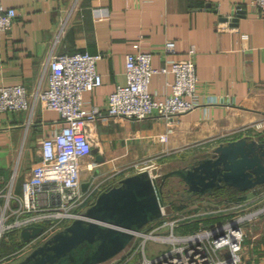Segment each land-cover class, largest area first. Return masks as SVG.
<instances>
[{"label": "crops", "instance_id": "crops-1", "mask_svg": "<svg viewBox=\"0 0 264 264\" xmlns=\"http://www.w3.org/2000/svg\"><path fill=\"white\" fill-rule=\"evenodd\" d=\"M3 2L15 7L18 16L12 27L0 34V85L23 83L31 94L47 84L52 52L102 54L97 65L103 83L83 93L86 112L95 107L104 112L103 118L91 123L93 150L83 170L88 186L99 185L104 190L144 170L141 167L146 164H154L160 171L178 163L173 169L211 155L221 142L242 136L264 138V133L254 131V124L264 117V12L253 0ZM76 2L79 9L70 12ZM65 22V33L56 42ZM168 39L176 42L174 52L166 50ZM192 46L197 50L199 77L200 104L195 109L174 120L158 114L133 119L107 113L109 94L127 82L128 52L151 51L153 66L169 69L170 61L187 57ZM174 79L172 71L156 72L151 92L157 99H165L172 92ZM62 125L60 112L40 103L29 109L0 110V210L12 180L15 178L14 191L21 193L23 181L41 158L42 140ZM164 134H168L167 140L162 139ZM190 158L189 163H181ZM91 162L95 166L90 170L87 163ZM233 202V198L223 206L213 202L219 212L185 220L214 224L234 214L239 206ZM179 209L190 206L187 202ZM254 224L247 229L245 264H264V223L259 229ZM22 240L26 241L22 232L7 235L1 256L7 261L15 258Z\"/></svg>", "mask_w": 264, "mask_h": 264}, {"label": "built area", "instance_id": "built-area-1", "mask_svg": "<svg viewBox=\"0 0 264 264\" xmlns=\"http://www.w3.org/2000/svg\"><path fill=\"white\" fill-rule=\"evenodd\" d=\"M252 3L264 12V0H253ZM76 9H79V2L74 4L70 12ZM17 16L15 7H8L0 0V34L12 27ZM66 24H62L56 42L64 35ZM165 47L167 51L174 52L176 42L168 39ZM196 52L195 46H192L187 57L172 59L169 69L167 66L161 69L154 67L151 51L128 52L125 70L127 82L118 84L109 94L107 113L117 118L133 119L158 114L174 120L195 109L200 104ZM101 58L102 54H93L87 50L52 52L47 62L45 86L30 94L23 83L0 85V110L29 109L35 103H40L44 107L58 110L63 122L60 129L42 140L41 158L30 176L23 181L21 193L14 191L15 178L12 180L0 210V249L4 238L10 233H21L23 229L35 225L42 226L43 230L37 237L22 240L16 254L24 256L53 233L82 217L84 210L102 191L99 185H89L85 190L82 187L85 182V159L93 150L91 123L104 117V112L98 107L91 112L85 111L83 93L102 85L103 75L97 65ZM159 71H172L175 76L172 92L162 100L157 99L150 90L152 77ZM260 124L264 126V120ZM162 139L167 140L168 134H164ZM94 166L92 162L87 163L90 170ZM141 168L149 170L157 179L162 174L151 163ZM16 175L17 171L14 177ZM247 204L249 202H233V206H239L234 211L246 209ZM168 205L165 202L162 217L149 224L152 226L149 232H142V228L136 233L142 235L143 239L129 249L131 252L126 253L121 264H132L135 260L137 264H245V224L262 215L264 208L232 214L214 224L207 225L199 221L196 225L194 221L186 222L185 219L192 215L215 214L220 209L215 207L202 210L203 207H196L198 212L187 214V211H182L179 218L166 219ZM187 223L193 224L192 227L198 226V229L194 232H180L179 226ZM149 239L164 245L152 256L147 252ZM6 261L7 258L0 254V264H6Z\"/></svg>", "mask_w": 264, "mask_h": 264}, {"label": "water", "instance_id": "water-1", "mask_svg": "<svg viewBox=\"0 0 264 264\" xmlns=\"http://www.w3.org/2000/svg\"><path fill=\"white\" fill-rule=\"evenodd\" d=\"M170 176L181 178L192 194L200 196L224 187L252 189L264 183V138L242 136L221 142L211 155L169 169L159 179L147 169L123 177L118 184L100 191L82 217L13 264H97L110 259L128 246L145 225L162 217V187ZM88 184L83 182V189ZM42 230V226L35 225L23 229L22 235L30 240Z\"/></svg>", "mask_w": 264, "mask_h": 264}, {"label": "rangeland", "instance_id": "rangeland-1", "mask_svg": "<svg viewBox=\"0 0 264 264\" xmlns=\"http://www.w3.org/2000/svg\"><path fill=\"white\" fill-rule=\"evenodd\" d=\"M262 120H264V117L262 118ZM262 120H260L259 122H257L256 124H254L255 126V130L257 132L260 133H264V126H262L260 123H262ZM208 153V151H207ZM205 153V154H207ZM88 158V157H87ZM87 158L85 159V162L87 160ZM90 159V158H88ZM191 160L188 159L184 162L181 163H189ZM177 164H171L166 168H163V170L160 171H167L169 169H171L172 167H174ZM179 165H181L179 163ZM157 170V169H155ZM161 172V173H163ZM85 190V189H84ZM163 195L164 198L166 199V201H168V208H167V212L168 215L165 216L166 219L169 218H179L180 216H182V211H187V214L193 213L195 211H197L195 208V205L200 204L202 208V210L205 209H211V208H215L216 206H214L213 202H220L221 204H226L227 199L228 198H214V197H208L207 195H202V196H194V197H188L189 193L187 191V186L185 184V182L177 177V176H170L166 179L163 187ZM234 201L236 202H249V204L246 205V209H240L237 211H234V214H240V213H245L246 211H250V210H256L259 208H264V183L263 184H259L257 186H255L254 188L248 190L247 192L243 193L241 196L239 197H234L233 198ZM170 201V202H169ZM171 201H173L174 203H179V202H188V205L190 206V209L188 210H183V209H179L176 208ZM236 204V203H235ZM206 206H208V208H206ZM218 206V205H217ZM223 206V205H221ZM189 208V207H188ZM241 211V212H240ZM198 212V211H197ZM263 214L256 217L255 219H253L252 221H248L245 224L246 229H248L249 225L254 224V226H256L255 229H259L258 227H261V223L263 225L264 223V211L262 212ZM187 226L185 227L184 224L179 226V231L180 232H184V231H190L192 230V232H194L196 229H198L197 227H192L189 223L186 224ZM253 226V227H254ZM152 226L150 225H145L143 227V229L141 230L142 232H149V230H151ZM254 229V230H255ZM249 232V230H248ZM143 239V236L140 234L135 235L134 239L131 241V243L126 246L121 252H119L118 254H116L115 256L111 257L110 259H107L106 261L97 263V264H121L124 261V254L125 253H129L131 251H129V249L135 244H138L141 240ZM164 245L161 244L160 242H156L152 239H149L147 242V252L149 255L152 254H156L158 252V250H160ZM243 254L245 256V254H247V252L244 251L243 249ZM15 258H12L11 260L6 261V264H13L16 260V258H21L23 256H15ZM138 259V257L136 258ZM138 261L135 260L132 264H137Z\"/></svg>", "mask_w": 264, "mask_h": 264}, {"label": "trees", "instance_id": "trees-1", "mask_svg": "<svg viewBox=\"0 0 264 264\" xmlns=\"http://www.w3.org/2000/svg\"><path fill=\"white\" fill-rule=\"evenodd\" d=\"M250 190V189H249ZM248 191V190H247ZM245 191H239V190H234L233 188H228V187H224L221 188L219 190H217L215 193L213 194H207V196L209 197H223V198H234V197H239L241 196ZM200 196V195H198ZM165 199V198H164ZM165 202L168 203V201ZM170 202V201H169ZM171 203L176 207V208H182L184 206L187 205V202H179V203H174L173 201H171ZM149 225V224H148Z\"/></svg>", "mask_w": 264, "mask_h": 264}, {"label": "flooded vegetation", "instance_id": "flooded-vegetation-1", "mask_svg": "<svg viewBox=\"0 0 264 264\" xmlns=\"http://www.w3.org/2000/svg\"><path fill=\"white\" fill-rule=\"evenodd\" d=\"M186 186H187V185H186ZM219 189H221V188H219ZM219 189H217V190H219ZM217 190H216V191H217ZM187 191H188V193H189V196H188V197H190V198H191V197H194V196H198V195H194V194H192V193L188 190V188H187ZM216 191H215V192H216Z\"/></svg>", "mask_w": 264, "mask_h": 264}]
</instances>
